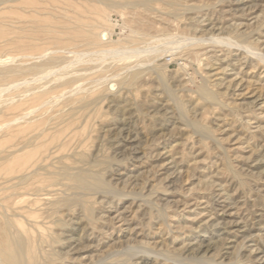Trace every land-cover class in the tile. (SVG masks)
Returning <instances> with one entry per match:
<instances>
[{"label":"rangeland","instance_id":"374dc122","mask_svg":"<svg viewBox=\"0 0 264 264\" xmlns=\"http://www.w3.org/2000/svg\"><path fill=\"white\" fill-rule=\"evenodd\" d=\"M14 247L264 264V0H0V264Z\"/></svg>","mask_w":264,"mask_h":264},{"label":"bare ground","instance_id":"6f19581e","mask_svg":"<svg viewBox=\"0 0 264 264\" xmlns=\"http://www.w3.org/2000/svg\"><path fill=\"white\" fill-rule=\"evenodd\" d=\"M243 35V34H242ZM249 38V37H248ZM247 39V38H246ZM196 41V40H195ZM240 46V45H239ZM212 89V88H211ZM208 90H206L207 92ZM209 92V91H208ZM218 94V93H217ZM209 96H211L212 99H214V95L209 92ZM199 97V96H198ZM206 97V96H205ZM219 98V97H218ZM116 193V192H115ZM138 246V245H137ZM137 250V249H136ZM149 250V249H147ZM142 251V250H141ZM5 260L8 264H22L21 263V256L18 252V250L14 248H10L5 250L4 252ZM142 258V257H141ZM143 259V258H142Z\"/></svg>","mask_w":264,"mask_h":264}]
</instances>
